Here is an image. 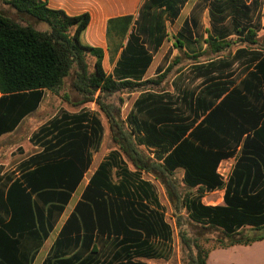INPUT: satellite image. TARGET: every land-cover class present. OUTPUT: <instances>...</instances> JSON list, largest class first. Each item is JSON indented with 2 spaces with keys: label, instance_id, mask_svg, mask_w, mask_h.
Returning a JSON list of instances; mask_svg holds the SVG:
<instances>
[{
  "label": "trees",
  "instance_id": "trees-1",
  "mask_svg": "<svg viewBox=\"0 0 264 264\" xmlns=\"http://www.w3.org/2000/svg\"><path fill=\"white\" fill-rule=\"evenodd\" d=\"M187 1L147 0L143 4L136 21L137 33L149 50L156 51L166 37L165 14L176 18ZM227 1L237 17L248 20L250 5L243 0ZM6 3L19 14L46 23L50 30H39L16 13L0 11V136L14 131L24 117L37 110L45 91L60 96L75 68L74 88L82 96L81 103L96 98L119 136L121 150L137 170L165 171L172 178L178 170H184L183 192L176 193V202L173 199L177 211L186 212L193 223L220 229L229 237H238L244 229H264V54L250 60L254 68L248 69L235 88L230 90L224 83L217 89L215 100L208 104L198 100L205 116L194 128L166 108L158 111L152 122L131 119L133 130L127 133L119 108L103 101L116 94L165 92L184 68L222 59L239 41L238 52L264 53V44L258 42L255 31L239 29L235 16V28L243 38L234 41L233 37L209 33L205 50L192 56L182 51V41L177 39L175 46L181 52L161 75L146 80L138 79L136 74L134 78L115 79L104 72L103 51L82 43L90 22L88 14L70 17L37 0ZM222 5V0L212 2L214 20L222 18ZM163 7L166 12L161 10ZM126 53L131 57L125 56L120 67L129 74L140 67L144 70L150 61L141 46L131 43ZM90 58L95 60L93 72ZM103 133L101 120L84 111L63 112L33 136L43 152L23 162L21 171L36 168L0 187V264H33L89 169L92 152L99 149ZM137 134H143L140 144L135 141ZM142 146L156 149L155 157ZM239 147L240 156L225 188L224 204H203L206 192L223 188L218 168ZM114 168L117 183L112 176ZM139 171H130L120 153L111 152L90 178L82 200L42 264H147L137 258L152 257L151 240L168 242L171 232L153 186ZM166 191L172 197L170 189ZM261 240L264 235L237 238L222 247ZM195 249L188 263L208 264L209 253L196 242Z\"/></svg>",
  "mask_w": 264,
  "mask_h": 264
},
{
  "label": "crops",
  "instance_id": "crops-1",
  "mask_svg": "<svg viewBox=\"0 0 264 264\" xmlns=\"http://www.w3.org/2000/svg\"><path fill=\"white\" fill-rule=\"evenodd\" d=\"M7 1V0H6ZM46 4V7L51 10L63 11L66 15L70 17L80 16L83 14H88L90 16V22L85 31L82 34V43L91 48L101 49L103 51V69L107 75L113 76L115 79L123 78L124 76H131L134 78L136 74L138 79L146 80L150 78H155L161 75L171 62L180 54L181 49L177 48L176 41L180 39L183 44V50L188 55L192 56L195 53L201 52L206 48V39L209 33L214 36H221L219 34L225 35L227 38H232L235 35H238V31L235 28L234 17L235 12L231 3L227 0H222L223 5L221 8L222 18L214 20L213 19V9L212 2L214 0H209V7L206 11L210 15V26L206 25L204 27V31H200L201 21L198 17L199 12V4L200 0H188L184 3L180 8V13L176 18H172L167 13L164 16L165 28H166V37L163 40L162 45L156 50L151 51L147 48L143 39L137 33V25L136 21L139 17L141 7L147 0H37ZM247 5L252 4L253 0H249L246 2ZM3 3V1H2ZM1 4V3H0ZM5 5L10 6L9 4L3 3ZM241 9V8H240ZM4 11L7 13L13 14L11 9H8L0 5V11ZM6 10V11H5ZM153 10H158L153 8ZM152 10V11H153ZM161 10L166 12V8L163 7ZM242 10V9H241ZM2 11V12H3ZM216 15L219 14L216 10H214ZM250 15L248 16V20ZM244 17L236 16V20L239 23V29H243L247 27V29H251L248 25H245L243 21H247ZM231 21V27L228 28L225 26L226 21ZM186 27V31H185ZM218 30V33L215 30ZM182 34V35H181ZM133 36L135 38H133ZM203 39V41H202ZM134 47H143L147 54L150 56V61L147 67L143 70L142 67L139 68L137 72H130L128 70L121 71L120 64L126 57H131V54L126 53L127 45L131 44ZM256 54L263 55L261 51L256 50H246L238 52L235 51L231 58L227 59H217L213 62L204 63V64H193L184 68L180 73H178L171 81V87L165 92L162 93H139L138 97L134 101V108L132 109L129 116H131L132 120H136L137 122L146 120L148 122H152L158 111H162L163 109L169 108L173 111L174 115L183 119L184 124H192L193 127H196L201 120L204 118L205 114L203 113V109L200 108V104L198 100L206 102L207 104L211 100H215V95L217 89L221 87V84L227 83L230 90L235 88L239 82L247 75H245L240 81L237 83L232 82L230 79H226L223 77H228L226 75H219L216 71V65L219 61H223L225 65L231 66L238 62L240 58L247 56L251 60ZM258 57V55H257ZM231 59V60H230ZM249 60V61H250ZM231 61V62H229ZM256 64V63H255ZM232 65V66H233ZM255 65L252 66L254 68ZM251 68V69H252ZM120 71V74H119ZM190 73H193L189 76ZM218 77V78H217ZM200 84H196L197 82ZM201 85V86H200ZM2 96L0 92V97ZM50 97V93H44V98L38 109L30 114H28L21 123L17 126V128L9 133H5L0 136V157H2L3 152L5 151L2 148V144L9 139V137H13L15 133H17L24 125L25 121L28 118H32L42 107L43 102L46 98ZM179 105V106H178ZM138 113H140L138 115ZM78 114V113H77ZM140 115H142L140 117ZM57 118L54 115L53 119ZM51 119V120H53ZM49 120L47 123H49ZM46 123V124H47ZM182 123V122H181ZM138 139H141L143 134L135 135ZM103 139V138H102ZM28 145L31 147V143L33 144L31 135L28 136ZM40 145V144H38ZM144 147L149 153L152 152L151 156L155 157V150ZM40 151L30 155L26 159H24L19 166V169L16 171L15 169L10 170V168H6L1 161L0 158V187L8 184L9 180L12 182L15 179H22V176L26 174V172L33 171L35 168L26 171L23 173L21 171V164L25 161H28L31 157L42 153L43 148L40 145ZM15 147H13L14 151ZM241 152V147L236 150V153L229 159L236 158L238 160ZM109 156V155H108ZM107 156V157H108ZM166 156V155H164ZM104 158L101 160L94 171L87 178V174L90 172L91 166L93 163V157L91 159V165L87 172L84 175L83 180L77 187L76 191L72 193V197L69 203L65 206L64 212L58 220V223L55 225L53 231L50 233L49 238L44 242L43 246L39 249L38 254L33 262L36 263L38 256L41 254L42 250L46 249V254L44 258L40 261L42 264L47 256L50 253L52 246L54 245L56 239L58 238L60 231L65 225L66 221L70 217V215L75 210L78 202L82 200V195L89 184L90 178L95 173V171L99 168L101 163L105 161ZM228 160V159H227ZM226 161V160H224ZM237 162V161H236ZM128 167V166H127ZM129 169V168H128ZM10 171V173H9ZM114 171L117 173V169L114 168L112 170V176L114 180ZM131 171V170H130ZM181 172V177L183 179L184 170H178ZM133 172V171H132ZM119 181V180H118ZM114 180V182H118ZM9 182V183H10ZM225 188L223 187L220 190H215L213 192H206L202 196V203L209 206H217L224 204V194ZM78 192V196L77 193ZM209 199V201H208ZM50 202L45 205V210L49 206ZM73 204V205H72ZM54 236V237H53ZM50 244H48L50 238H52ZM263 241V240H261ZM256 242V241H255ZM254 243V242H253ZM48 244V245H47ZM248 246L249 244H244ZM236 248L237 245H230L229 248ZM145 263V262H144ZM210 257L208 259V264H210ZM212 264V263H211Z\"/></svg>",
  "mask_w": 264,
  "mask_h": 264
},
{
  "label": "rangeland",
  "instance_id": "rangeland-1",
  "mask_svg": "<svg viewBox=\"0 0 264 264\" xmlns=\"http://www.w3.org/2000/svg\"><path fill=\"white\" fill-rule=\"evenodd\" d=\"M2 1L5 3L6 0H0L1 6L7 8V10L11 9L13 13H16L19 17H21V19L25 20V22L42 31L50 30V27L46 23L32 20L26 17L24 14L21 15L14 7L5 5L2 3ZM245 1L248 2L249 0ZM255 1L251 4L249 20L243 21V23L248 25L251 30L255 31L257 33L258 42L264 44V0ZM208 2L209 0H200L198 7L199 12L197 14L201 21V32L204 31V27L206 25L210 26V15L206 11L210 5ZM225 26L230 28L231 21H226ZM238 37L243 38V35H235L233 40H237ZM240 44L241 42L239 41V43L235 44V46L229 47L222 59H227V57L231 58L234 52L237 50V45ZM249 60V57L244 56L240 58L238 62H235L234 65L231 63L233 66H226L223 61H219V63L216 65L215 72L219 75H226L228 77L223 78L230 79L232 82L237 83L249 72L248 69L252 68V65H249V63H251ZM94 61L95 60L93 58L88 60V63H90L91 72H93L94 69ZM192 74L193 73H190L189 76ZM75 77L76 69L74 68L71 71L70 76L65 81L61 95L55 96L48 92L50 93V97H47L44 100L41 109L32 118H28L25 121L23 127L17 133H15L13 137H9V139H7L2 144V148H4L5 151L0 158L7 169L10 168V170L15 169L17 171L19 169L20 163L24 159L40 151L41 148L40 145H38L39 142H35L34 139H32L33 144L31 143V147H29L27 138L29 135H31L33 138V136L39 132L40 128L49 124L47 122L53 119L54 115L60 117L63 112L79 114L85 111L101 120L104 132L99 149L92 152L94 164L91 166L90 172L87 174V178L90 177L96 165L113 151L120 153L129 170L139 171L135 168L128 155L121 150V141H119V136L111 127L106 114L96 103V98H94L93 102H88L85 104L81 103L82 96L74 88ZM196 84H200V82L198 81ZM138 94L139 93L116 94L103 100L104 104H109L114 108H119L121 112V120L127 133H130L133 130V122L131 121V116L129 115L134 108L133 103L138 97ZM97 95L98 93L96 94V97ZM139 114L140 113H138V115ZM141 116L142 115H140V117ZM135 141L139 143L138 137H135ZM13 147H15L14 151ZM141 149L144 150L145 148L141 147ZM150 153L152 154L151 151ZM139 172H141L142 177L146 181L150 182L154 188V191L156 192L157 198L161 204L159 210L164 215L165 221L170 227L171 237L168 242L155 238L152 239L150 243L152 249L154 247L152 257H139L137 258L138 261L145 262L147 264H189L188 262L190 260V256H192L191 253L193 251L195 252L196 250V242V244L200 245L204 249L205 253H209L210 262L212 264H264V240L250 243L248 246L244 244H232L237 245V247L229 248L230 245L222 247L235 241L237 238L246 239L264 235V229L261 231H256L251 228L244 229L239 233L238 237H229L220 229L197 225L189 219L186 212H179L174 206V202H176L178 198L176 193L178 194L183 192L182 189H184V187L181 185L182 177L180 171H177L173 178L165 171ZM114 180H119L116 171H114ZM167 188L170 189L172 197L167 194ZM196 193L197 192H195L193 195H196ZM76 194L78 196V192ZM53 237L50 238L48 244H50ZM191 238L194 239L193 244L191 243L189 245L188 243L189 240H192ZM46 252V249L42 250L35 264H40V261L44 258Z\"/></svg>",
  "mask_w": 264,
  "mask_h": 264
},
{
  "label": "built area",
  "instance_id": "built-area-1",
  "mask_svg": "<svg viewBox=\"0 0 264 264\" xmlns=\"http://www.w3.org/2000/svg\"><path fill=\"white\" fill-rule=\"evenodd\" d=\"M237 159L236 158H232V159H228L226 161H223L219 168H218V175L221 178L223 187L227 186L228 181L230 180L234 168H235V164H236Z\"/></svg>",
  "mask_w": 264,
  "mask_h": 264
}]
</instances>
